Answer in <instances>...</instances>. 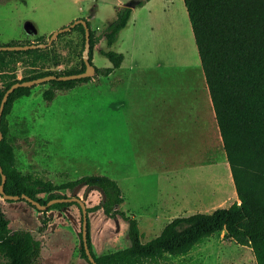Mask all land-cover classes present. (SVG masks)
<instances>
[{
  "label": "rangeland",
  "instance_id": "obj_1",
  "mask_svg": "<svg viewBox=\"0 0 264 264\" xmlns=\"http://www.w3.org/2000/svg\"><path fill=\"white\" fill-rule=\"evenodd\" d=\"M118 1L0 0V45L46 43L54 31L68 27L78 19H86L95 34L102 35L106 27L117 18V7L120 6ZM122 1L127 3L130 0ZM181 5L182 0H175L173 7L168 4L167 9L164 5H157L153 10L157 14L152 20L154 29H147L145 36L147 45L144 52L152 67L147 73L155 76L159 74L163 89L170 93L182 89L180 76L182 78L187 75L190 67L196 66L197 71L199 69L197 46L190 33H187L188 41L182 32L173 33L170 27L172 16L165 13L170 9L179 10ZM27 21L36 26V34L26 32ZM126 33L124 28L112 46L107 45L105 37L99 41L93 50L92 61L95 67L106 68L112 65L109 58L100 53V49L121 52L126 46ZM61 34L53 50L67 58L62 64L51 65L46 69L62 72L71 67L81 68L80 55H71L69 52L73 46L79 50L82 48L84 52L82 29L77 25ZM81 55L84 58V54ZM17 60L21 78L25 66L19 57ZM184 68H188L185 70L187 72H181ZM90 81L91 84L80 83L73 89L57 91L52 101L43 97V91L50 84H38L33 86L29 96L16 100L12 112L7 116V123L19 170L60 184L86 175L112 177L116 167L113 179L118 181L127 198L121 207L129 216L134 213L130 210L134 206L130 196L134 195L131 186L135 176L140 192L137 195L139 200L152 201L171 190L169 178L178 171L179 181L182 182L179 190L184 191V202L179 208L155 211L156 235L147 234L144 237L143 234L144 242L156 237L161 228L175 217L212 212L218 207H229L234 202H240L234 186L222 176V164L205 163L207 160L212 161L214 154L217 158L224 155L222 140H217L215 145L201 137L200 145L155 147L122 143L116 146L113 143L116 139L123 142L127 138L111 114L104 113V109L112 108L115 95L107 93L104 96L96 84L98 75L94 74ZM181 172L183 178L180 177ZM86 188L80 191L81 198ZM60 193L71 196L72 191L63 189ZM40 197L47 199V194H41ZM101 199V192L94 189L89 193L86 204L92 207L99 204ZM0 204L8 212L13 229L29 230L43 241L41 264H90L80 253L82 213L78 205L73 204L63 210H50L49 228L46 232H40L42 214L36 207L25 201L8 202L1 196ZM151 213L154 211H139L145 233H149L147 225ZM89 219L96 255L124 249L131 244L129 224L123 218H117L118 225L103 210H98L90 212ZM225 234V230L216 232L186 255L169 256L158 263L148 264H258L251 245L239 244L228 239Z\"/></svg>",
  "mask_w": 264,
  "mask_h": 264
},
{
  "label": "trees",
  "instance_id": "obj_2",
  "mask_svg": "<svg viewBox=\"0 0 264 264\" xmlns=\"http://www.w3.org/2000/svg\"><path fill=\"white\" fill-rule=\"evenodd\" d=\"M148 0H140L137 6ZM198 46L202 66L207 78L214 104L223 146L230 163L232 176L240 202L229 207H218L212 212H196L178 216L169 221L159 235L144 242L138 219L127 215L122 209L125 202L123 191L116 180L107 175H86L60 184L22 172L17 166L15 146L8 136L7 116L12 112L19 98L29 96L33 87H18L9 96L2 115L0 141V163L7 175L4 188L7 194H27L34 200L46 204L49 200L68 197L63 189L71 191L78 184L98 185L106 193L100 203L88 207V212L103 210V213L117 220L123 218L129 224L131 244L120 250L103 255L93 251L90 219L88 223V244L97 264H148L158 263L169 256L188 254L196 245L216 232L226 231L228 239L239 244L252 246L257 263L264 264V0H184ZM132 14L131 7H121L117 18L111 22L102 35L91 29L89 58L93 63V50L105 37L112 46L120 32L126 28ZM83 48L85 47V27ZM62 34L51 45L27 50H0V104L2 98L14 83L47 75H68L83 72L86 68L83 49L71 48V55H80L81 68L71 67L62 72L46 69L60 65L67 57L54 52L53 48ZM26 44V43H25ZM112 65L97 68L95 75L108 76L121 66L124 54L100 49ZM24 64L22 77L18 73V60ZM92 78L71 80L52 79L50 87L43 91V97L52 101L59 90H69ZM0 174V181H1ZM47 194V199L40 197ZM1 197H3L0 194ZM8 202L25 199L6 200ZM73 202H57L46 210H39L40 232L49 228L52 209L63 210ZM34 206V205H33ZM35 207V206H34ZM80 208V206H79ZM81 210V208H80ZM82 213V210H81ZM8 212L0 204V259L1 264H41L43 241L26 229H13ZM82 238V232L80 233ZM81 256L92 264L84 248Z\"/></svg>",
  "mask_w": 264,
  "mask_h": 264
},
{
  "label": "crops",
  "instance_id": "obj_3",
  "mask_svg": "<svg viewBox=\"0 0 264 264\" xmlns=\"http://www.w3.org/2000/svg\"><path fill=\"white\" fill-rule=\"evenodd\" d=\"M117 3L120 5L117 7L118 11L125 3L122 0H119ZM174 3L175 0H148L143 5L132 8L131 17L125 28L127 30L126 46L121 51L124 54V61L120 67L115 68L108 76L98 75L96 84L102 90L104 96L106 97L107 93L115 95L112 108L104 109V113L111 114V118L119 124V129L124 132L127 138L123 142L116 139L113 142L116 146L122 143L126 145L155 147L167 145H200L201 137L207 138L209 143L215 145L217 140H222L197 44L195 45L197 46L199 69L197 71L196 66H194L195 68L190 67L187 75H184L186 77L183 76L181 78L180 76L182 89L177 90V92L170 93L169 91H165L161 83L162 77L159 74L155 76L147 73L152 67L147 62L144 52V48L147 45V38L145 36L148 32L147 29L150 27L154 29L152 20L157 17V14L153 10L157 5H164L167 9L168 4H171L173 7ZM180 7L182 8V10L178 8L180 11H172L170 9L168 12H165L170 13L171 15L169 14V16H172V24L170 27H172L173 33L175 34L182 32L184 36H187V33L188 35L190 33L194 43H196L184 0H182ZM188 39L189 37L187 36L186 41ZM191 47L192 43H190ZM181 70V72H187L185 70H188V68ZM89 81L83 83L91 84V81ZM207 162H220L222 164V176H224L226 181H230L235 191L232 171L225 149L223 156L217 158L214 154V159L212 161L207 160L205 163ZM115 174L116 167L111 178L115 177ZM180 177H184L182 172ZM135 180H137V176L134 177V183L131 186V190H134V195L132 197L130 196V202L134 206L130 210L132 213L134 212L133 216L138 219L144 237L147 234L150 236L156 235L154 233L156 230L154 227V221L156 220L155 211L179 208L184 202V191L179 190L182 183L179 181V172L177 171L175 175L173 174L169 178V188L171 190L165 192L163 197L160 194L152 201L139 200L140 198L137 195L140 192L137 181ZM196 195L197 197L200 196V194ZM124 197L126 202L127 198L125 195ZM140 210L154 211V213H151L147 225L149 233H145L142 229ZM164 226L158 232L159 234Z\"/></svg>",
  "mask_w": 264,
  "mask_h": 264
},
{
  "label": "water",
  "instance_id": "obj_4",
  "mask_svg": "<svg viewBox=\"0 0 264 264\" xmlns=\"http://www.w3.org/2000/svg\"><path fill=\"white\" fill-rule=\"evenodd\" d=\"M140 0H130L127 3L124 4L125 7H131L134 8L138 5ZM82 24L85 27V48H84V61L86 64V68L83 72L79 73H72L68 75H47L31 80H26V81H20L14 83L7 91L5 92L1 104H0V141L3 139V132L1 130V122H2V115L4 111L5 104L10 96V94L17 89L18 87H33L38 84L45 83L47 81H50L52 79H58V80H71V79H80V78H85V77H90L93 76L96 73V67L95 65L90 61L89 54H90V49H91V32H90V26L88 24V21L86 19H78L75 22H73L70 26L61 28L57 31H54L51 35L49 40L46 43H30V44H12V45H0V50H27V49H33V48H39V47H46L47 45H51L55 39L58 38V36L61 33H64L66 31H69L73 29L75 26ZM25 30L28 34L30 33H37V28L36 26L30 22L27 21L25 22ZM0 174H1V181H0V194L3 196L4 200H20V199H25L26 201L32 203L38 210H46L48 207H50L52 204L57 203V202H77L82 210V240L84 244V248L86 250L87 256L92 264H97L91 249L88 244V223H89V212H88V206L86 204V199L88 198L89 193L96 189L99 190L102 194V198H106V193L104 190L99 187L98 185H85L83 183L78 184L74 190L72 191L71 196L68 197H61V198H55L52 200H49L46 204H42L36 200H34L32 197H30L27 194H21V195H12V194H7L4 188V184L7 179V175L3 171V167L0 163ZM84 197L81 198L79 196L80 191L86 187ZM116 223L119 225L118 219L116 220Z\"/></svg>",
  "mask_w": 264,
  "mask_h": 264
},
{
  "label": "bare ground",
  "instance_id": "obj_5",
  "mask_svg": "<svg viewBox=\"0 0 264 264\" xmlns=\"http://www.w3.org/2000/svg\"><path fill=\"white\" fill-rule=\"evenodd\" d=\"M193 54H194V52H193ZM191 59H193V58H191ZM196 61V60H195Z\"/></svg>",
  "mask_w": 264,
  "mask_h": 264
}]
</instances>
